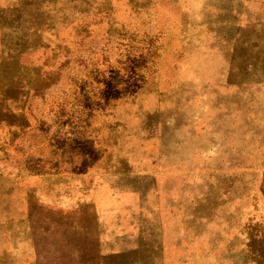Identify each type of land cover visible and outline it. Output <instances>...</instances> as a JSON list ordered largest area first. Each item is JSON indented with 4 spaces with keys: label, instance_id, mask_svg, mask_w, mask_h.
<instances>
[{
    "label": "rangeland",
    "instance_id": "374dc122",
    "mask_svg": "<svg viewBox=\"0 0 264 264\" xmlns=\"http://www.w3.org/2000/svg\"><path fill=\"white\" fill-rule=\"evenodd\" d=\"M0 264H264V0H0Z\"/></svg>",
    "mask_w": 264,
    "mask_h": 264
}]
</instances>
